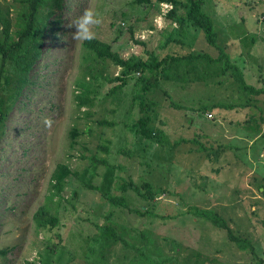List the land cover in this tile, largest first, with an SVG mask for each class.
I'll return each instance as SVG.
<instances>
[{
	"label": "rangeland",
	"instance_id": "1",
	"mask_svg": "<svg viewBox=\"0 0 264 264\" xmlns=\"http://www.w3.org/2000/svg\"><path fill=\"white\" fill-rule=\"evenodd\" d=\"M202 1L215 46L188 23L179 29L172 15L183 10L169 4L61 0L54 8L0 132V264H264V0ZM21 6L0 0L14 32ZM87 8L102 17L94 39L119 58H215L221 50L259 92H244L230 69L206 82L122 75L73 40L68 25ZM141 78L151 85L144 93ZM140 118L159 141L139 134ZM59 164L71 174L49 201ZM127 182L141 194L122 192ZM115 197L124 205H110ZM47 203L55 228L33 219ZM104 225L120 239L102 247L92 239Z\"/></svg>",
	"mask_w": 264,
	"mask_h": 264
},
{
	"label": "trees",
	"instance_id": "2",
	"mask_svg": "<svg viewBox=\"0 0 264 264\" xmlns=\"http://www.w3.org/2000/svg\"><path fill=\"white\" fill-rule=\"evenodd\" d=\"M22 8L21 22L18 23V29L14 32L11 30V19L9 15L0 7V132L3 126L5 117L11 101L21 90L22 87L28 84L27 74L35 63L36 57L40 53V41L45 32L49 29L52 22L48 23V19L52 17L54 8H60L61 0H16ZM169 4L174 7H181L183 10L181 14L172 15V20L175 22L179 29L184 24L188 23L192 27L202 31L204 39L208 45L215 46L216 34L213 29L212 22L207 15L201 11L202 0H185L179 2L177 0H135L136 4ZM24 11V12H23ZM59 20V18H57ZM15 26V24H14ZM52 29H50L51 31ZM16 33L15 37L11 39L12 33ZM170 36L166 38V44L169 43ZM83 47L92 53H94L101 60H110L115 66L120 68L122 75H127L136 71L148 72L155 77H159L165 81H174L177 83L184 82H206L213 77L222 75L226 72V69L232 71L234 79L239 83L240 88L244 92L257 93L253 87L247 85L242 77L239 69L229 63L228 57L223 51L219 50L217 57L212 58L206 54L197 55H185V56H166L165 58L158 59L154 55L149 56L146 60L140 58H119L117 54L110 50L109 45L92 39L90 41H84ZM164 47V48H165ZM5 60L8 61L6 66ZM143 80L142 93L146 89H150V83L146 79ZM84 85V82L80 84ZM139 108L143 113L150 109L148 103H144L143 94H138ZM82 100L81 104H84ZM137 131L141 136L147 139L155 138L159 141L157 136H154L152 132L147 128L146 118H140L136 124ZM77 135L74 130L72 132V138ZM71 174L69 168L66 165L59 164L56 166L51 176V187L49 191V201L52 197L59 196L65 179ZM145 191L150 190V185L144 183L142 185ZM122 192L130 189L138 192L139 188L132 182L123 183L119 186ZM144 195V194H142ZM146 199L151 197L150 195H144ZM108 201V200H107ZM112 206H123V198H110L109 201ZM50 203L40 207L33 215L34 222L37 227H50L55 228L58 224V219L55 215L49 213L48 208ZM195 215L209 219L214 225L225 228L224 222L211 211L208 210H196ZM230 239L236 242L242 249L247 248L246 240L237 241L230 232H228ZM120 236L116 233L112 226L104 225L100 228L99 233L92 239L98 245L104 247L108 243H115ZM3 251H0L2 254Z\"/></svg>",
	"mask_w": 264,
	"mask_h": 264
},
{
	"label": "clouds",
	"instance_id": "3",
	"mask_svg": "<svg viewBox=\"0 0 264 264\" xmlns=\"http://www.w3.org/2000/svg\"><path fill=\"white\" fill-rule=\"evenodd\" d=\"M102 23V17L93 8H87L83 13L75 18L69 25L73 28L72 38L75 41H90L95 37V29ZM50 120H45L46 125H50Z\"/></svg>",
	"mask_w": 264,
	"mask_h": 264
},
{
	"label": "built area",
	"instance_id": "4",
	"mask_svg": "<svg viewBox=\"0 0 264 264\" xmlns=\"http://www.w3.org/2000/svg\"><path fill=\"white\" fill-rule=\"evenodd\" d=\"M263 22H264V15H263V17H262V19H261Z\"/></svg>",
	"mask_w": 264,
	"mask_h": 264
}]
</instances>
